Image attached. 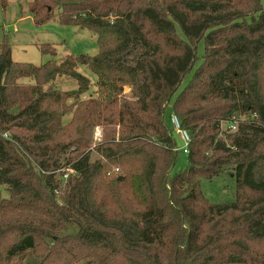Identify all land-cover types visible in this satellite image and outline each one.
<instances>
[{
  "label": "trees",
  "instance_id": "16d2710c",
  "mask_svg": "<svg viewBox=\"0 0 264 264\" xmlns=\"http://www.w3.org/2000/svg\"><path fill=\"white\" fill-rule=\"evenodd\" d=\"M29 11L37 26L92 31L99 51L36 65L0 43V264H264L262 0H32ZM79 66L98 96L76 101L92 84ZM60 75L78 88L45 89ZM169 107L192 138L177 172ZM240 116L229 144L222 122ZM228 164L235 199L212 202L201 180Z\"/></svg>",
  "mask_w": 264,
  "mask_h": 264
},
{
  "label": "rangeland",
  "instance_id": "374dc122",
  "mask_svg": "<svg viewBox=\"0 0 264 264\" xmlns=\"http://www.w3.org/2000/svg\"><path fill=\"white\" fill-rule=\"evenodd\" d=\"M3 0H0L2 4ZM7 5L3 7L0 4V43L8 37L12 48V58L17 62H32L36 65L45 63L51 59L59 61L67 54L86 53L96 55L99 51L97 36L88 29H81L76 26H64L57 20H51L43 25L37 26L29 11V2L32 0H6ZM264 4V0H262ZM43 43H50L57 49V55L44 54L40 51L39 46ZM141 48L139 45H133L123 55V60L130 66H135ZM199 56L204 54V42H200L198 48ZM201 62L199 60L196 66ZM79 71L91 79V86L88 92L76 98L80 101L89 97H96L97 94V77L86 66H79ZM191 74H188L181 88L189 81ZM139 82H142V76L139 73ZM78 88V82L71 76L60 75L54 81L49 82L45 89L72 90ZM124 95L129 98H137L136 93L128 85L124 87ZM167 120L170 123L171 107L167 113ZM70 114L64 117L67 122ZM101 128L94 130V141L98 142ZM237 132H224L221 138L231 144ZM181 141L177 139V146H181ZM100 158L96 151H91V161ZM187 163V154L182 150L178 152V163L173 172L179 171ZM231 164L225 165L224 172L213 179L203 178L201 180L203 193L212 202L233 201L235 199V178L231 172ZM2 197H9V191L6 184L0 185ZM75 223H70L67 232L77 230Z\"/></svg>",
  "mask_w": 264,
  "mask_h": 264
},
{
  "label": "built area",
  "instance_id": "2783aa9c",
  "mask_svg": "<svg viewBox=\"0 0 264 264\" xmlns=\"http://www.w3.org/2000/svg\"><path fill=\"white\" fill-rule=\"evenodd\" d=\"M243 120H245V117L240 116V117H234L232 120L223 121L222 125H221L223 132H236L239 128V123ZM169 124L173 130V133H174L176 139H179L182 143L180 147H177V149L182 150L185 154H188L190 152V143H191V139H192L191 134L189 133L188 130H186L185 128H183L181 126L179 118L173 112H171ZM98 133L100 134V131H98ZM221 135H223V134H221ZM115 171L118 172L119 168L118 167L115 168ZM74 173H75V171L72 169V170L67 171L61 177L64 180H66L70 174H74Z\"/></svg>",
  "mask_w": 264,
  "mask_h": 264
},
{
  "label": "crops",
  "instance_id": "0c3cea01",
  "mask_svg": "<svg viewBox=\"0 0 264 264\" xmlns=\"http://www.w3.org/2000/svg\"><path fill=\"white\" fill-rule=\"evenodd\" d=\"M171 112H172V110H171Z\"/></svg>",
  "mask_w": 264,
  "mask_h": 264
}]
</instances>
